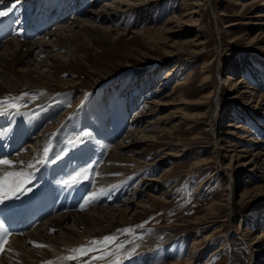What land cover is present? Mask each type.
<instances>
[{
    "label": "rangeland",
    "instance_id": "374dc122",
    "mask_svg": "<svg viewBox=\"0 0 264 264\" xmlns=\"http://www.w3.org/2000/svg\"><path fill=\"white\" fill-rule=\"evenodd\" d=\"M86 1V5L92 2ZM95 1L91 4L95 5ZM119 2L124 11H128L116 18L119 24L115 28L120 29V33L109 38L95 37L94 45L83 50V61L69 55V64L58 75L62 80L74 82L54 87L57 98L48 112L58 108L53 123L64 129L59 130L60 137L51 151L58 152V158L69 156L75 164L77 157L98 150L89 143L97 127L98 113L114 118L119 113L118 106L125 104L130 111L126 125L131 127L137 116L135 121L140 122L143 140H150L139 148L141 160L150 165L162 156L166 159L144 171L147 179L160 180L146 191H140L136 199L147 208H138L131 224L121 221L117 213L113 227L94 233L88 242L77 248L88 247L90 241H101L105 236H114L116 240L103 252L107 263L112 257L127 253L132 261L144 257L145 264H264V246L255 244L264 235V101L260 106L258 103V96L264 95V28L253 25V16L264 13V0H200L197 22L188 33L184 31L187 27L179 28L171 23L173 32L162 35L158 31L166 20L180 13V1L164 0L142 12L128 10L133 0H99L92 9L113 7ZM29 3L36 5L34 1ZM83 4L80 1L81 6L72 9L74 15L85 6ZM71 15L64 22L71 20ZM154 19L152 27L156 31L138 32L145 30L146 22ZM73 20L79 21V18L73 17ZM194 38L203 47H192ZM254 38L260 39L258 43ZM184 43L187 45L183 46ZM181 50L188 54L172 57L171 52L178 54ZM187 61L188 66H185ZM176 65L172 72L177 73L179 66L180 72L169 77V69ZM243 79L256 98L248 100L250 94L242 96L239 88V91H231L232 83L237 87ZM123 85L124 90L120 88ZM16 95L10 97V103L17 96L22 104L34 96L29 93ZM182 95L184 100L181 101ZM231 98L236 100L232 102ZM156 102L163 105L157 106ZM246 109L252 114H246ZM79 124L78 129L76 125ZM229 124L247 129L227 128ZM136 125L125 130L121 139ZM256 140H260L259 143ZM30 141L27 143H32ZM47 141V138L43 140L44 148H48ZM72 141H76L75 147ZM221 143L226 148L218 151ZM230 144L234 146L228 148ZM24 145L22 149H26ZM242 147L251 152H238ZM106 149L104 166L109 156V149ZM40 152L38 158H41L42 150ZM120 155L124 160L123 168L133 167L130 164L137 157L135 151ZM248 162L251 163L248 165ZM122 176L120 182L129 174L123 172ZM140 180L141 177L136 179L132 187L139 184V189L143 190L145 186ZM250 189L258 192L247 200L242 199L241 193ZM123 192L122 189L123 200L128 201L135 193L133 190ZM152 228H160L177 239L169 246L160 244L161 239L156 247L146 249L144 233ZM142 246L146 250L137 252ZM101 254L90 251L71 261L73 264L105 262L93 259ZM10 256L7 255L1 264H9Z\"/></svg>",
    "mask_w": 264,
    "mask_h": 264
},
{
    "label": "bare ground",
    "instance_id": "6f19581e",
    "mask_svg": "<svg viewBox=\"0 0 264 264\" xmlns=\"http://www.w3.org/2000/svg\"><path fill=\"white\" fill-rule=\"evenodd\" d=\"M30 1L32 2L33 0H2V2H0V12H5V10L10 7L17 11V15L19 16L23 13L22 16L24 17L26 14L29 15L25 18L23 24H29V22L32 23V21L36 22L38 16H43L41 21L37 22L36 28L44 29V34L35 39L22 40L19 35H16L0 46V101L5 98L10 99L11 96L16 94L23 95L29 93L34 95L33 98H27L23 104L22 101L16 99L14 101V103L18 105V107H15L16 110L11 106L13 102L8 106L0 108V112L7 113L0 115V146L7 151L14 149V151L17 152L11 157H3L1 159L3 161H9L12 167L0 165V175L6 172L19 171H25L26 173L30 172L32 174L31 181L25 185L28 191H25L19 197L34 193L35 191H42V186H45L48 182V186L46 187L47 190L52 189L53 191H60V197H58L56 206L58 207L57 211H59V213H54L52 217L47 218L48 220L46 219L39 224L36 229L11 237L8 240V244L5 246V250L0 253V264L7 255H11L10 257L12 258L9 264H73L71 260L67 259V257L73 253L72 250L88 242L94 233L113 227L116 215L118 216L119 214L121 221L131 224V221L135 220L136 212H138L137 209L142 207L145 210L147 208V206H141L140 203H137L136 199L139 198L141 192L146 191L150 186H154L158 181L160 182V180L154 178L147 179L146 176L143 175L144 171L154 164L163 163L166 158L162 156L155 163H151L150 165H147V162L141 160L140 152H138L139 148L143 143L149 142L150 140L146 141L147 138L143 140L144 138L141 136L142 132L139 130L140 122L135 121L138 119L137 116L133 121L135 124H138L136 128L133 129V131H128V135L121 139L125 130H131L134 123L131 124V127H129L128 124L126 125V117L130 111L125 104H120L118 106L120 108L119 113L114 118L104 113H98L97 115L95 121L97 127L95 131L93 130L91 136L92 141L89 143L93 147L96 146L98 150L89 153L86 152L82 158L78 159L77 157V162L80 164H82L84 160L96 157L97 166L93 172L91 171L90 175L88 173L79 183L73 182L72 186H67L65 184L66 176L73 175L77 170L72 168L71 171L65 172L67 166H60L62 162L58 159H56L55 163H40V161L45 160V148L43 146L45 144L43 140L45 142L46 138L49 143L47 148L49 150V159L54 157L55 153L58 154V152H53L51 150L60 137L59 130L64 128L59 127L56 122L53 123L54 118L57 117L58 108L56 107L57 110L54 108L51 109L53 112H48V110L51 108L52 101L57 98L54 87H64L74 82L71 80H62V78L58 76L69 64V55L72 56V58H79L82 60V55L85 53L83 50L94 45L93 39L95 37L109 38L116 33H120V29L115 28V25L119 24L116 18L126 10L124 11V6H121V2H119V4H113V7L101 10L95 7L93 10L92 7L95 5L97 6L99 0L95 1V5L91 4L93 2H89V5H86V0H78L83 1L85 4V6L83 4L84 7L78 9L76 12L77 14L73 16L79 18V21H72L73 17H71V20L64 22L65 14L71 9L70 3L73 0H59L57 3L55 0H34V2H36L34 6H30ZM179 1L181 9L178 10H180V13L166 20L163 24L164 27L159 31L157 30L161 35L173 32V28L169 25L171 23H176L179 28L187 27V30L184 31L188 33L190 28L194 27L197 22L195 17L199 13L198 7L200 6V0H184L183 2H181L182 0H178V2ZM163 2L164 0H141L139 2L133 0V4L129 5L130 7L128 10L138 9L144 12L147 7L151 5L154 6L155 3H157L158 6ZM26 4H29V7H27ZM86 6L89 8L86 9ZM29 8H31V10L33 9V11L29 10ZM52 8L54 12L50 15ZM174 9H176V7H174ZM73 11L75 12V10ZM31 12L33 14L30 15L29 13ZM13 15L16 16V13ZM223 15L224 14H222V16ZM5 16L6 15L0 17L4 18ZM186 17L189 19L185 21ZM53 18L54 20L51 21L50 19ZM253 21V25L264 28V13H257V15L253 16ZM155 22V19L146 22V29L138 32L150 34L156 31V28L152 27V24ZM60 23L63 25L55 28V25ZM48 24H50L49 27H47ZM164 38L167 39L166 37ZM253 40L255 43H258L260 39L254 38ZM192 43V47L196 46L198 49L203 47L202 43L199 40L196 41L195 38ZM182 45L186 46L187 44L184 43ZM67 51H71V54ZM179 53L188 54V52L184 50H181L178 54L171 52L172 57L179 56ZM190 53L193 52H189V54ZM189 56L191 59H194L193 55ZM186 63L187 64L184 65L188 66L189 62L187 61ZM175 67H177V65L169 69V77L175 74L178 75L180 72L181 69H179V66L177 70L175 69L177 73L174 74L172 70ZM232 71L233 70H230V72ZM231 75L232 73H229L230 77H232ZM182 83L184 84V82ZM244 83H246L244 79L238 83L237 87H233L232 83L231 91L235 92L240 90L242 96L250 94L248 100L256 98V94L250 92L249 86L244 85ZM120 88L124 90L126 87L123 85L120 86ZM237 88H239V90H237ZM102 93L103 92H101L100 95H102ZM100 95H98V97H100ZM173 95L174 94H171V96ZM167 96H169V94L165 97ZM18 97L19 96H17V98ZM181 97V101L184 100L183 95ZM236 98H231L230 100L233 102ZM205 99L207 98H204V100ZM99 101H101V99H99ZM261 101H264V95L258 96L259 106ZM180 103V105L183 104V102ZM146 104L148 105L149 102ZM155 105L162 106L163 104L156 102ZM241 107L244 108L243 105H241ZM246 114L251 115V110L246 109ZM63 124L64 123H60V126ZM80 126V124L76 125L78 129ZM111 126H113V129ZM232 126L242 131L247 129L246 127L233 124H229L227 128ZM29 139H31L30 142L32 143H27L26 149H22V151L18 152L17 150ZM258 141L260 140H256V143H259ZM231 146L233 147L234 145L230 144L228 148ZM106 148L109 149V156H107L108 163L104 166V164L102 165V161L104 162L106 158L105 155L108 152ZM225 148L226 147L222 146L221 143L217 147V150L219 151ZM102 149L105 151L102 152ZM41 150V158H38V154L41 153ZM226 150V152H231L229 149ZM125 151H135L136 156L139 157H132L134 159L131 160L130 165L133 167H122L123 156L120 154ZM238 152L247 153L251 151L242 147ZM71 159L69 157L66 161L69 162ZM250 163L251 162H248V165ZM29 164L35 165L32 171L28 168ZM137 164L139 166H136ZM41 165L43 166L39 169ZM55 166H59L57 170L58 173L52 174L51 172L48 179H42L46 177L45 173L47 170H52L56 168ZM43 167L44 169L41 170ZM258 168L260 169V167ZM123 172H126L127 175L129 174V176H127L124 181L120 182V179H123V176L121 178ZM139 177H141L139 183L143 182L145 186L143 190L139 189V187H141L139 184L135 188L132 187L133 183H135L136 179ZM122 189L124 194L133 190L135 193L132 199L129 201L123 200V196H121ZM256 192H258V190H244L241 193L242 199L247 200V198L252 197L251 194H256ZM144 234L145 239L143 246L146 249L156 247L161 239L163 240H161L160 244L163 243L165 246H169V244H172L177 239L176 236L167 234L160 228L148 229ZM259 239L260 241L255 244L264 246V235ZM37 245H43L44 247H38ZM143 246L140 247L141 249L139 248L137 252L146 250ZM10 251L11 253L9 254ZM141 258L142 259H138L137 261H132L127 257L126 253L121 255V257H112L109 260L110 263H107L108 260L104 259L106 260L105 262L99 261L97 264H145V258Z\"/></svg>",
    "mask_w": 264,
    "mask_h": 264
},
{
    "label": "snow or ice",
    "instance_id": "6c2138e0",
    "mask_svg": "<svg viewBox=\"0 0 264 264\" xmlns=\"http://www.w3.org/2000/svg\"><path fill=\"white\" fill-rule=\"evenodd\" d=\"M2 2V0H0ZM6 15L5 12H0V16ZM17 98H12L13 103L11 106L13 108L18 107L14 103V101ZM10 103L8 98H5L4 100L0 101V108H3L5 106H8ZM7 114L6 112H0V115ZM87 135V134H85ZM72 146H76V141H72ZM49 150L47 148L44 149V155L45 160L40 161V163H55L57 157L59 154H57L56 157H52L49 159L48 157ZM0 165H6L8 167H12L11 163L9 161H3L0 160ZM34 165L29 164L28 168H32ZM88 169L84 168L80 171H76L72 176L69 177L68 180L65 181V184L67 186H72L73 182L79 183L81 179L87 176ZM32 178V174L30 172L25 171H19V172H6L3 175H0V204L4 203L7 200L18 198L21 194H23L25 191H28V189L25 187L26 183L30 182ZM116 238L114 236H105L103 240L101 241H90L88 247H80L77 249H73L72 252L74 255H69L67 259L74 260L79 258L80 256H86L90 251H100L102 254L100 256H94V260H101L104 259V249L107 248L112 242H114ZM8 244V238L7 235H4L2 238H0V253H2L5 250V246ZM38 247H44L43 245H37ZM102 246V247H101ZM122 247V245H121Z\"/></svg>",
    "mask_w": 264,
    "mask_h": 264
}]
</instances>
